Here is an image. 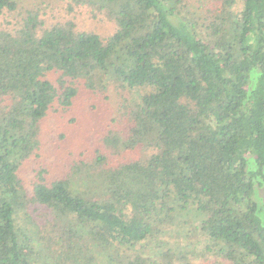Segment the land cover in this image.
<instances>
[{
    "label": "trees",
    "instance_id": "16d2710c",
    "mask_svg": "<svg viewBox=\"0 0 264 264\" xmlns=\"http://www.w3.org/2000/svg\"><path fill=\"white\" fill-rule=\"evenodd\" d=\"M61 1L0 0V264H264V0ZM81 91L121 128L52 176L43 125Z\"/></svg>",
    "mask_w": 264,
    "mask_h": 264
},
{
    "label": "rangeland",
    "instance_id": "374dc122",
    "mask_svg": "<svg viewBox=\"0 0 264 264\" xmlns=\"http://www.w3.org/2000/svg\"><path fill=\"white\" fill-rule=\"evenodd\" d=\"M41 3V0H19L22 9L26 10ZM55 15L61 14L60 7H63L61 0H53ZM242 8L239 2L238 10ZM85 10V9H84ZM44 11V10H43ZM73 16V15H72ZM70 16V17H72ZM18 17V15H17ZM14 16L0 18V29L6 21H13ZM80 18L79 25L87 30H93L108 35L113 32V25L93 19L85 10ZM100 19V17L98 18ZM54 76H50L52 80ZM141 93L148 92V89H141ZM110 100L98 99L89 92L81 91L73 108L62 115L52 113L43 125L42 140V159L41 164L49 170L52 176L61 177L70 174L72 169L80 166L81 162H91L97 157L102 148L101 139L111 128L120 129L118 120L117 103L118 97L109 94ZM116 119V120H115ZM115 120V123H113ZM138 153H129L126 157L138 158ZM254 158H250L249 169H255ZM38 164L35 161L25 165L21 175L30 181L36 176ZM79 175V170L76 169ZM30 183L27 187L30 188ZM255 200L264 209V178L260 177L256 183ZM264 219V211L262 214ZM122 259V258H120ZM198 263V260H195Z\"/></svg>",
    "mask_w": 264,
    "mask_h": 264
}]
</instances>
